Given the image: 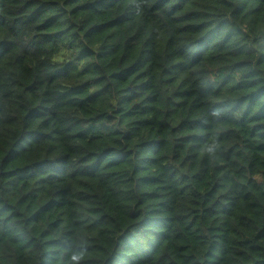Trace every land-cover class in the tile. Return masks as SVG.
Returning a JSON list of instances; mask_svg holds the SVG:
<instances>
[{
	"label": "trees",
	"instance_id": "trees-1",
	"mask_svg": "<svg viewBox=\"0 0 264 264\" xmlns=\"http://www.w3.org/2000/svg\"><path fill=\"white\" fill-rule=\"evenodd\" d=\"M0 264H264V0H0Z\"/></svg>",
	"mask_w": 264,
	"mask_h": 264
},
{
	"label": "clouds",
	"instance_id": "clouds-1",
	"mask_svg": "<svg viewBox=\"0 0 264 264\" xmlns=\"http://www.w3.org/2000/svg\"><path fill=\"white\" fill-rule=\"evenodd\" d=\"M82 257H83V253H74L71 256V260L74 262L79 261L80 259H82Z\"/></svg>",
	"mask_w": 264,
	"mask_h": 264
}]
</instances>
